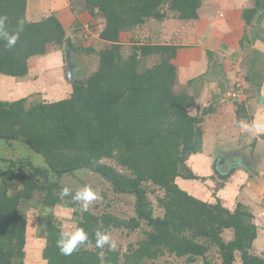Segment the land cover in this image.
Listing matches in <instances>:
<instances>
[{"label":"trees","instance_id":"trees-1","mask_svg":"<svg viewBox=\"0 0 264 264\" xmlns=\"http://www.w3.org/2000/svg\"><path fill=\"white\" fill-rule=\"evenodd\" d=\"M81 1L92 17L96 10L103 19L98 38L109 44L97 51L95 71L84 81L71 84V96L60 101L38 102L29 109L24 108V99L0 101V142L22 143L46 164L41 168L29 161L0 158L6 164L0 173V264H14V259L22 262L24 257L26 220L20 204L38 197L43 207H73L71 194L62 201L60 178L81 169L101 174L115 192L133 195L136 218L121 220L90 211L77 214V226L88 233L89 243L64 256L56 246L61 229L47 217L42 249L45 264H153L165 253L185 258L188 264L197 259L210 264L205 256L214 246L222 255V264H233L235 253L240 264H264L263 258L251 252L257 227L246 207L237 204L229 210L218 198L202 201L176 184L177 178L205 180L195 176L186 163L189 156L202 151L203 119L188 112L195 105L193 97L174 90L176 67L172 60L177 47L144 44L132 46L125 55L118 39L121 32L151 19L196 20L200 0ZM259 8L260 0H255L253 8L243 10L245 25ZM25 10L26 0H0V14L9 17L7 30L12 32L23 24L15 47L7 49L6 41L0 39V74L24 78L28 60L45 55L50 45L65 43L72 53L93 52L70 44L54 16L28 22ZM84 26L79 25L76 31ZM149 57H155V62L145 66ZM235 105L239 119L242 106L239 102ZM103 160H112L124 173ZM23 166L26 172H22ZM15 182L20 189L11 192ZM145 184L162 193L156 198L163 210L161 218L152 217L147 191L142 188ZM143 220L150 230L130 245L122 258L107 246L95 247L96 230L134 231ZM228 230L232 238L225 242L222 234ZM198 238L205 242L200 244Z\"/></svg>","mask_w":264,"mask_h":264},{"label":"crops","instance_id":"crops-1","mask_svg":"<svg viewBox=\"0 0 264 264\" xmlns=\"http://www.w3.org/2000/svg\"><path fill=\"white\" fill-rule=\"evenodd\" d=\"M78 1L81 0H26V20L40 22L54 16L65 33L67 28L79 23L100 32L103 19L100 26H95L90 21L91 15H85L83 2ZM261 2L249 25H245L242 12L253 8L255 0H200L196 20L151 19L121 32L118 39L129 49L144 44L177 47L172 60L176 67L174 90L193 97L195 105L189 108V114L203 119L202 151L189 156L186 163L195 176L205 180L177 178L176 184L202 201L218 198L229 210L234 202L246 207L257 227L253 246L259 249L257 256L264 258V132L253 135L239 127V122L264 127V5ZM84 15L89 17L85 24ZM149 23L153 28H147ZM95 40L99 50L109 45L99 38ZM236 80L243 88L239 119L235 102H220ZM217 158L219 172L232 169L225 180L214 175L213 163Z\"/></svg>","mask_w":264,"mask_h":264},{"label":"rangeland","instance_id":"rangeland-1","mask_svg":"<svg viewBox=\"0 0 264 264\" xmlns=\"http://www.w3.org/2000/svg\"><path fill=\"white\" fill-rule=\"evenodd\" d=\"M262 1L263 3L261 2V5H264V0ZM85 15H89L88 10L86 9ZM85 15L83 17L82 23L87 22L85 19H89V17H85ZM90 18L92 19H90V21L95 24V26H100L99 22L102 20L101 17L98 16V12L96 10H94V16H91ZM172 18L175 17H170L167 19L170 20ZM79 24H73L74 26L66 29V40H68L70 44L77 48V50L91 48L93 52L85 53L77 51L72 53L65 43L62 44L61 47H56L54 45L48 46L45 58L40 60L39 57L41 56H36L33 57L34 59L30 58L28 60V73L24 78H13L0 74V101L12 103L14 101L24 99V108L29 109L32 105L38 102L45 101L50 103L60 101L71 96V79L80 83L84 81V79H86L89 74L93 73L98 65L97 51H100L98 49V41H93V39L98 38V35L94 33L85 39L83 36L87 35L85 32L86 27L84 26V29L82 28L81 30L76 31ZM156 24L158 25L159 23L156 22ZM147 28L151 29L153 28V25L149 23ZM171 29L173 30L174 27ZM176 32L177 30H175V33ZM129 51L130 49L128 47L124 48L125 55H127ZM155 59V57H149L148 60L145 59L143 63L145 66H151L155 62ZM68 65L71 68V79L67 76L66 69ZM45 76V80L40 82ZM231 86L233 87V85ZM232 87H230L228 90H231ZM0 158L7 160L9 159L15 162L29 161L36 167H46V164L40 155L33 152L26 145L15 141H11L10 144L0 142ZM102 163L124 173V170L117 166L112 160H103ZM5 168L6 164L0 159V173L4 171ZM26 170L27 169L25 166H23L22 172H26ZM60 183L63 187H69L73 192L86 184L90 185L95 191H97L102 198L91 204L87 210L93 214L102 215L107 213L121 220L136 218L134 209L135 197L130 194L115 192L112 189L111 184L106 181L99 173H95L86 169L66 172L61 176ZM142 188L147 191L146 198L147 202L150 204V208L152 209V217L161 218L163 216V210L159 208L156 201L157 197L162 196L161 191L153 188L149 184L143 185ZM18 189L20 188L17 182H15L14 187L12 186V189L10 190L13 192ZM212 196L214 195L212 194ZM66 197H62V201H64ZM194 197L198 198L196 196ZM71 202L74 204V206L71 208L63 206L48 208L43 207L39 203L38 197H36L28 203L20 204L19 211L23 214L26 220V237L24 257L22 262H19L18 259H14V264H45L42 258L45 221L47 220V217H51L55 224L60 227L61 232L73 230L77 226V214L82 212V202H77L74 200H71ZM237 204L239 203L234 202L232 210H234ZM149 230L150 227L144 220L140 221L139 228L134 231H130L125 228H109L108 233L116 243V248L112 251L118 252L120 258H122L123 254L126 253L127 248L130 245H135L137 242L143 239L144 233L148 232ZM222 238L225 242L231 240L232 232L229 230L224 231ZM198 242L203 244L205 239L198 238ZM253 245L254 242L252 244L251 252L254 255L259 254V249H255V245ZM205 257L210 264H222V255L215 246L210 247ZM152 263L188 264L185 258H176L173 255H169L167 253L158 257ZM145 264L151 263L147 262ZM191 264H204V262L201 259H197ZM233 264H240L238 253H235V261Z\"/></svg>","mask_w":264,"mask_h":264},{"label":"clouds","instance_id":"clouds-1","mask_svg":"<svg viewBox=\"0 0 264 264\" xmlns=\"http://www.w3.org/2000/svg\"><path fill=\"white\" fill-rule=\"evenodd\" d=\"M8 23L9 17L5 14H0V39L6 41L5 47L7 49H11L15 47L19 39L20 31L23 30V24L22 22L19 23L14 31L9 32L7 30ZM239 127L245 132L253 135L264 132V127L249 125L247 122H239ZM60 194L62 197L71 194L74 201L82 202V212H86L91 204L102 198L97 191L87 184L80 187L74 193H72V190L69 187H63ZM88 243V233L83 228L76 226L73 230L61 232L56 241V246L61 255L70 256L81 246H85ZM105 246L110 250H115L116 243L107 231H101L98 229L95 231V247L98 249H104ZM101 255H103V253H101Z\"/></svg>","mask_w":264,"mask_h":264},{"label":"built area","instance_id":"built-area-1","mask_svg":"<svg viewBox=\"0 0 264 264\" xmlns=\"http://www.w3.org/2000/svg\"><path fill=\"white\" fill-rule=\"evenodd\" d=\"M85 27H86L85 32L87 33V35L83 36L85 39L88 38L90 35H93L94 33L98 35L97 33L98 31L92 29L91 26L85 25ZM242 96H243L242 85L238 80H236L231 90L227 91L225 94L222 95V97L220 98V102L221 103L239 102Z\"/></svg>","mask_w":264,"mask_h":264},{"label":"water","instance_id":"water-1","mask_svg":"<svg viewBox=\"0 0 264 264\" xmlns=\"http://www.w3.org/2000/svg\"><path fill=\"white\" fill-rule=\"evenodd\" d=\"M69 63V62H68ZM66 71H67V76H68V78H70L71 79V68H70V66L68 65L67 66V69H66ZM71 82H72V84L74 83H79L78 81H76V80H73V79H71ZM218 164H219V162H218V158L214 161V163H213V172H214V175L216 176V178H218V179H220V180H225V179H227L229 176H230V174H231V172H232V169L229 171V172H227V173H221V172H219L218 171V169H217V166H218Z\"/></svg>","mask_w":264,"mask_h":264}]
</instances>
